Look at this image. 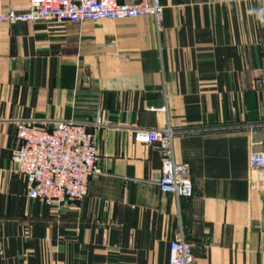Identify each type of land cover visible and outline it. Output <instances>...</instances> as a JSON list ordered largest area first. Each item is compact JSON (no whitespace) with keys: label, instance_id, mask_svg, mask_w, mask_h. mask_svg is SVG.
I'll use <instances>...</instances> for the list:
<instances>
[{"label":"crops","instance_id":"1","mask_svg":"<svg viewBox=\"0 0 264 264\" xmlns=\"http://www.w3.org/2000/svg\"><path fill=\"white\" fill-rule=\"evenodd\" d=\"M160 1L161 31L152 16L0 25V264H169L180 237L193 264H264V173L249 159L264 138V0ZM98 114L104 174L84 200L30 199L16 123ZM169 126L190 199L159 191L164 154L135 141Z\"/></svg>","mask_w":264,"mask_h":264},{"label":"built area","instance_id":"2","mask_svg":"<svg viewBox=\"0 0 264 264\" xmlns=\"http://www.w3.org/2000/svg\"><path fill=\"white\" fill-rule=\"evenodd\" d=\"M152 16L163 30V6L160 0H27L8 10L0 7V25L37 22H73L123 20ZM92 127V132L89 128ZM106 126L100 114L92 124L74 119L47 121L22 120L16 123L19 147L12 158L17 173L27 180V196L50 206L77 205L88 194L89 183L104 172L99 164L96 132ZM264 135V123L256 125ZM255 128V127H251ZM196 129L185 130L194 134ZM177 131L136 129L135 141L156 144L164 154L161 177L156 181L162 194L177 199L194 197V184L187 165L175 161L173 139ZM261 150L249 154L253 173H264V138ZM192 245L183 237L170 243L169 264H193Z\"/></svg>","mask_w":264,"mask_h":264}]
</instances>
